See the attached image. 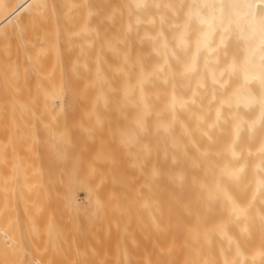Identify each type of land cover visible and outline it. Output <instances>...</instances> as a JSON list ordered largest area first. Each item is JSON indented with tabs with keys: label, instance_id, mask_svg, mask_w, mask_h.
<instances>
[{
	"label": "bare ground",
	"instance_id": "bare-ground-1",
	"mask_svg": "<svg viewBox=\"0 0 264 264\" xmlns=\"http://www.w3.org/2000/svg\"><path fill=\"white\" fill-rule=\"evenodd\" d=\"M28 260L264 264V0H0V264Z\"/></svg>",
	"mask_w": 264,
	"mask_h": 264
},
{
	"label": "rangeland",
	"instance_id": "rangeland-1",
	"mask_svg": "<svg viewBox=\"0 0 264 264\" xmlns=\"http://www.w3.org/2000/svg\"><path fill=\"white\" fill-rule=\"evenodd\" d=\"M72 116H75V114L72 115ZM36 145H37V144H36ZM36 145H34V147H35ZM11 147H12V146H11ZM9 148H10V147H9ZM36 148H37L36 150H38V148H39V149L41 148V151H40V150H39V151H40V153L43 151L44 156H41V154L39 153V151H38V152L36 151L37 153L35 152L34 155L39 154L40 156L38 155V156H36V158L34 157L35 159H38V161H40V163H41V161H42V162L45 161V158H46V161H47V159L50 160V162L47 161V162H49L48 164H47V162L45 161V163H46V167H47V168H46V167H43V168H46L47 171H48V170H49L48 167H49V166L52 167L53 164H54V167H53L54 169H55V167H56V168L60 167L61 163H60V161H59L60 158H59V157L57 158V155H58V154H57V152H58L57 150H54V154H53V152H52L53 149H52V150H49V151H50V152H49V151H45V150L43 149V148H45L44 146H36ZM55 151H56V152H55ZM45 152H46V153H45ZM48 152H49L51 155H50ZM43 154H42V155H43ZM45 154H47V155L49 154V155H50V158H51V157H52V158L49 159V157H48L49 155L47 156V155H45ZM54 156H55V158H54ZM58 156H60V155H58ZM40 157H41V158L43 157V158H42L43 160H41ZM34 158H33V159H34ZM39 159H40V160H39ZM52 159H53V160L55 159L54 162L52 161ZM55 161H57V162H55ZM43 163H44V162H43ZM50 163H51V164H50ZM52 163H53V164H52ZM55 163H56V164H55ZM57 163H58V164H57ZM4 165H6V164H4ZM4 165H3V166H4ZM48 165H49V166H48ZM43 166H44V165H43ZM39 167L42 168V163H41V165H40ZM51 167H50V168H51ZM61 167H62V166H61ZM58 169H59V171H60L61 168H58ZM58 169H57V173H56L55 175L58 174V172H59ZM42 171H43V174H42V173H40V174L44 175V172L46 173V170H45V169H44V170L40 169V172H42ZM61 173H62V172L60 171V175H57L58 177L55 176V178H56V179H55V180H56L55 182H56L57 184L59 183L58 181H60L59 179L61 178V177H60V176H61ZM40 174H39V175H40ZM45 176H46V174H45ZM40 177H41V176H40ZM41 178H42V177H41ZM43 179H44V177L41 179V182H42V184H43V183L45 184V181H44ZM43 181H44V182H43ZM41 182H40V183H41ZM84 199H85V197H84V194H83V193L80 192V193L77 194V196H76V200H77L78 202H82ZM44 207H45V206H44ZM44 207H43V209H42V206L40 207V209L38 208V213H37V210L34 211L35 214L37 215V218H39L38 220H40V219L43 217V215H45V213L48 211V209H47V210L44 212V210H45ZM58 207H59V208H58ZM85 208H86V207H85ZM56 209H57V210H56ZM56 209H55V212L53 211V212H54V215H55V213H57V212H58V213H59V212L61 213V214L59 213L60 216H61L62 214H64L62 211H60V210L63 209V208H61L60 205H57V206H56ZM18 210H19V207L16 209V211L18 212ZM20 210H21V209H20ZM20 210H19V211H20ZM41 210H42V213H39ZM84 210H85V209H84ZM17 212H16V216H17ZM64 212H65V211H64ZM136 212H138V210H137ZM18 213H19V212H18ZM19 214L22 215V213H19ZM19 214H18L19 218H22V216L20 217ZM41 214H42V216L39 217ZM57 216H58V214H57ZM57 216H56V218H57ZM62 216H64V215H62ZM17 218H18V217H17ZM17 218H16V219H17ZM59 218H60V217H59ZM59 218H57V220H58ZM61 218H62V217H61ZM63 219H64V218H63ZM17 220H18V219H17ZM21 221H22V220H19V221H18V222H19V225H20V222H21ZM58 221L61 222L62 219H60V220H58ZM19 225H18V226H19ZM20 232H21V234H22V231L19 230V233H20ZM21 234H20V235H21ZM22 236H23V235H22ZM50 241H51V240H50ZM50 241H49V242H50ZM52 241H55V240L53 239ZM37 242H38V241H37ZM49 242H48V243H49ZM38 243H39L41 246H43L42 244H44L43 241H42V244H41L40 241H39ZM51 243H52V242H51ZM51 243L48 244L50 247H52V244H51ZM55 243H56V241H55ZM45 244H46V243H45ZM55 245H56V247L58 246L57 243H56V244L53 243V246H54L53 251H54V252H57V251H58V247H57V249H56L57 251H55V248H56ZM45 246H47V245H45ZM38 247H39V246H38ZM43 247H44V246H43ZM44 248H45V247H44ZM46 248H47V247H46ZM46 248H45V249H46ZM48 250H50V249H48ZM48 250H44V251L47 252ZM57 253H58V252H57ZM55 254H56V253H55ZM27 256H28V259H29V260H31V259L33 258V256H31L30 254H29V255L27 254ZM29 256H31V257H30L31 259L29 258ZM25 257H26V255H25ZM26 259H27V258H26ZM29 260H28L27 262L30 264L32 260H31V261H29ZM56 260H57V259H56ZM58 261L61 262L60 260H57V263H58ZM71 262H72V261H71ZM77 262H78V261H77ZM77 262H76V263H77ZM59 264H60V263H59Z\"/></svg>",
	"mask_w": 264,
	"mask_h": 264
}]
</instances>
